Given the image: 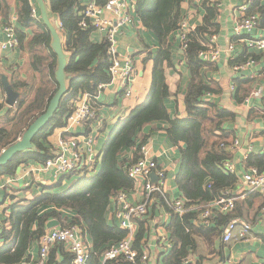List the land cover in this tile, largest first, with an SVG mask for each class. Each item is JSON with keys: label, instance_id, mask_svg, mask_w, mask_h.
<instances>
[{"label": "trees", "instance_id": "1", "mask_svg": "<svg viewBox=\"0 0 264 264\" xmlns=\"http://www.w3.org/2000/svg\"><path fill=\"white\" fill-rule=\"evenodd\" d=\"M80 1L49 0L47 13L49 17L50 13L58 16L60 23L58 30H65L67 34L66 50L71 54L65 72L76 75L81 81L75 83L72 80L66 96L61 100L49 123L34 137L32 149L18 153L7 164L1 165L0 176L15 173L21 163L37 161L44 164L46 160L54 158L56 151L51 150L47 137L53 129L66 125L73 109L69 101L75 100L79 92L95 95L99 85L110 81L108 42L105 38L99 44L89 40V35L94 30L91 25L81 27L83 16L78 14L82 9ZM96 1L104 3L106 0ZM183 1L137 0L136 16L145 28L154 33L159 43L156 55L153 56L149 52L143 59L144 62L148 60L153 62L151 85L145 102L134 107L127 117L117 121L103 144L101 159L98 157L97 161H94L96 165L100 160V171L96 175L88 176V173L74 172L60 176L61 180H71L67 188L58 189L61 186V181H58L56 186L44 188L33 199L11 205V213L6 217L9 229L3 225L0 231V239L5 241L3 248H0V264H19L27 256V251L33 243H38L39 247L40 237L49 230L46 226L50 218L57 219L61 228L77 226L84 243L90 249L87 264H101V254L126 235L125 230L118 228L117 225L112 226L107 221L106 213L110 198L120 191L132 189L133 181L128 177L126 167L138 159L140 146L148 138L147 135L141 134L143 127L155 121L168 123L167 136L180 148V168L175 181L185 199L186 208L195 204L199 206L208 204L227 191L232 194L237 177L235 174L225 172L222 167L224 161L230 159L226 151L228 135L223 129V122L232 114L205 98L207 93H218L220 87L215 83H206L202 69L208 62L202 61L198 56L199 51L206 48V45L203 46L201 43L204 38H207V35H214L217 31L213 21L218 15L216 3L203 1L205 13L202 23L187 36L184 59L190 78L184 94L186 117L171 118L166 107L165 100L170 96V91L165 70L172 63L170 35L176 32L182 18L179 7ZM17 3L18 44L22 46L25 39L23 28L35 26L38 29L28 48L34 51L31 66L39 78L34 82L20 80L12 82L13 90L19 94L13 106H7L4 99L0 100V153L16 142L29 124L44 112L57 88L55 77L57 58L51 48V35L40 16L33 17L30 0H17ZM252 13L258 14L259 24L264 27L262 0H256L247 12ZM0 15L5 21L9 19L10 7L7 0H0ZM249 57L256 59L258 56L256 53L247 54L245 58L236 60L235 64L242 63ZM235 83L239 88L237 94L239 93L241 97L237 98V102L241 103L252 88L245 87L249 83L248 80H236ZM91 102L94 104V99ZM180 142L184 143V147H180ZM129 149L133 150L132 157L129 160L121 158ZM245 164L263 172L264 155L250 154L245 158ZM76 174L80 176L79 179H71ZM158 199L161 206L167 211L171 210L161 197ZM48 206L55 209L43 211ZM236 209L237 203L234 210ZM62 210H69L73 215L63 216ZM199 213L200 210L191 209L182 215L171 212L167 231L172 247L162 256L163 264H183V259L195 248L194 235L205 238L211 244L221 235V227L229 219L235 218L234 212L217 215L214 218L215 224L205 228L194 225ZM137 222L139 228L135 234L134 247L138 257L135 261L119 257L106 261L105 264H145L140 260V255L143 251L141 240L147 231L145 223L147 221L140 219ZM88 239L91 245L88 244ZM57 256L61 257L60 261L57 260ZM46 264H73V254L64 248L63 243L55 242L50 247Z\"/></svg>", "mask_w": 264, "mask_h": 264}, {"label": "crops", "instance_id": "2", "mask_svg": "<svg viewBox=\"0 0 264 264\" xmlns=\"http://www.w3.org/2000/svg\"><path fill=\"white\" fill-rule=\"evenodd\" d=\"M10 7V15H16L19 7L17 0H7ZM31 6L37 9L40 16L39 6L36 0H30ZM204 0H184L180 4L181 16H187L192 27H196L202 23L205 8L202 3ZM217 4L218 15L213 19L216 24V32L214 46L221 49V54L216 61L208 62L202 69V74L207 84L215 83L220 87L218 93H207L205 98L215 102L222 108L230 111L231 117L223 122V129L228 135V145L226 151L229 153L231 164L234 165L237 183L232 188V192L237 196V209L235 219L245 221L251 224V237L248 241H241L234 236L230 241L224 242L222 236H218L215 240L206 241L201 236H193L195 248L190 250L189 255L196 260L198 264H223L224 260L230 264L240 261L241 264H264V221L260 215V207L264 201V194L251 193L242 196V188L240 179L245 169L251 166L245 164V158L250 154L264 155V52L257 50H249L244 42L236 41L233 34L234 17L239 14L237 5L239 0H209ZM48 10L49 0H43ZM51 22L59 24V18L55 13H50ZM134 24L126 28L118 38V50L120 53H127L132 56L134 66V77L131 81L132 95L125 96L123 89L116 83H111L97 90V98L94 99V111L96 117L82 125H77L66 130V127L55 128L47 137L51 150H57V143L60 137L74 135L82 137L84 135L93 134L92 155L96 159H101V150L104 142L113 130L119 119L128 116L130 111L145 102L152 78V60L144 62V57L151 52L156 55L159 49V43L154 33L145 28L138 16L134 17ZM6 21L0 15V28ZM58 30V29H57ZM61 30V29H60ZM25 39L22 46H18L2 50L0 49V100L5 103V92L1 83V77L6 76L9 84L13 81H37L39 75L35 73L31 66L32 54L34 51L28 48L29 42L33 39L38 29L35 26L23 28ZM264 32V27L259 24L249 35L245 37L258 36ZM62 44L63 52L66 55V61L70 58V52L66 47L65 30H58ZM90 41L93 43H101L104 41V34L100 31H92L89 35ZM204 38L203 46L209 42L211 35ZM172 63L166 67L165 76L169 86L170 96L165 100L167 110L171 118L186 117L184 94L185 88L189 81L190 74L187 63L184 59V52L180 48L179 38L174 32L170 35ZM52 40V39H51ZM229 43H234L235 48L231 52L226 51ZM46 48V47H45ZM256 53L254 63L248 66L245 70L236 72L233 69L235 62L245 58V55ZM237 60V61H236ZM246 60V61H247ZM206 62V61H205ZM245 62V61H244ZM241 63V62H240ZM67 64V63H66ZM67 90L71 86L72 80L75 83L81 81L74 74H66ZM249 81L245 87L262 89L261 98H252L246 95L241 103L237 102L239 97V88L235 81ZM244 86V85H243ZM242 86V87H243ZM251 90V91H252ZM79 92L76 99H80L84 93ZM250 94V93H249ZM19 95V94H18ZM66 96V95H65ZM64 96V97H65ZM241 98V97H239ZM75 99V100H76ZM75 100H70L73 103ZM6 104V103H5ZM8 106V105H7ZM168 123L166 121H155L143 127L141 134L147 135L145 140L150 150V154L155 158L159 166L165 169V192L169 199H176L183 196L177 187L175 178L179 173L180 168V148L174 145L166 133ZM99 130L97 133L95 130ZM180 147H184V143L180 142ZM133 155V150H126L121 158L130 159ZM100 171V160L95 165V169L88 175H96ZM78 174L71 179H79ZM61 181V186L58 188L63 190L71 184V180L67 181L59 176L53 170H43L41 164L37 161H28L21 163L15 173L3 174L0 176V231L3 225L9 229L6 222V217L11 213V205L14 203H25V200H31L35 195L40 194L44 188L50 189L56 186V183ZM43 187V188H42ZM54 190V189H53ZM46 191V190H45ZM127 198L130 202H139L143 195L139 189L127 192ZM236 206V204H235ZM46 208V207H45ZM45 210L55 209L48 206ZM116 202L110 198L107 208L106 218L110 225H117V220L114 218V210ZM164 206L158 202L150 204L149 214L145 217L147 231L141 240L143 249L149 254L150 258L145 264H163L162 252L158 244L157 236L159 235L158 223L166 218L167 212ZM61 212V211H59ZM68 217L73 213L69 210L62 212ZM171 217V216H170ZM50 221H57L55 227H60V223L55 218H50ZM169 222V221H168ZM47 223V224H48ZM47 227V226H46ZM138 222L134 227L135 234L138 230ZM47 229H49L47 227ZM5 244V241L0 239V248ZM7 244V242H6ZM88 244L91 245L88 239ZM38 243H33L27 251V256L19 264H30L37 259ZM58 261L60 256L56 257ZM225 262V263H226ZM229 264V263H228Z\"/></svg>", "mask_w": 264, "mask_h": 264}, {"label": "built area", "instance_id": "3", "mask_svg": "<svg viewBox=\"0 0 264 264\" xmlns=\"http://www.w3.org/2000/svg\"><path fill=\"white\" fill-rule=\"evenodd\" d=\"M137 0H106L104 3H97L96 0H81L82 9L78 12L82 15L81 27L91 25L94 31H100L108 42L107 53L110 65L108 68L110 81L108 84L116 83L124 91L125 96L132 95L131 81L134 77L133 59L130 54L120 53L118 50V38L123 31L134 24L135 7ZM256 3V0H239L237 9L239 14L234 17L233 34L236 41L244 42L249 50L264 52V32L258 36L245 37L249 35L258 26L259 17L257 13L247 14L248 10ZM264 6V0H262ZM33 17L37 18L38 12L35 7L31 9ZM88 19V20H86ZM16 21L17 16L12 14L9 19L0 28V49L6 50L16 47L18 42L16 38ZM60 27V23L58 24ZM187 16L181 18L176 30L179 38L180 48L186 47L188 33L193 31ZM215 35H211L206 48L199 51L198 56L202 61H216L221 49L212 45ZM235 44L229 43L226 51L234 50ZM254 63L253 60H247L237 63L233 66L234 71L240 72ZM106 84L98 86V90ZM262 89L257 87L253 89L249 97L261 98ZM97 94L92 95L84 93L80 99L73 103V109L68 116L66 130L95 118L94 104L92 99H96ZM93 148V134H86L82 137L74 135L60 137L57 143L56 156L46 160L41 164L43 170H53L56 176H64L74 172L88 173L94 169L95 157L91 151ZM140 156L138 159L126 167L128 177L133 181V187L129 191L136 192L138 189L143 195L139 202H130L127 198V192L120 191L115 195L113 200L116 202L114 218L117 220V227L125 230L126 235L123 239L116 242L101 254V264L106 261L122 257L128 261H135L138 252L134 247V227L138 220L145 219L149 214L150 204L158 202L161 197L170 207V211L182 215L187 210H200L198 220L194 225L211 227L215 224L214 218L217 215H226L235 209L237 196L227 191L212 202L204 205L185 206V199L181 196L176 199H169L165 192V169L159 166L154 157L151 156L150 150L146 144L140 146ZM223 170L235 174L234 165L230 161H224ZM155 175V179L151 175ZM242 196L251 193L264 194V171L259 172L256 167H248L240 179ZM166 211V218L170 219L171 212ZM260 215L264 221V204L260 208ZM168 219L158 223L159 235L157 236L158 244L164 256L172 247L169 241L167 231ZM251 224L235 218L229 219L221 227V236L224 242L230 241L234 236L241 241H248L251 237ZM55 242H61L64 248L73 254V264H87L90 249L84 243L79 228L75 225L61 228L55 227L49 229L40 237L37 259L30 264H46L50 252V247ZM150 258L146 250L143 249L140 260L147 262ZM227 263V262H226ZM224 263V264H226ZM230 264V262L228 261ZM227 263V264H228ZM183 264H198L192 256L187 255L183 259ZM234 264H241L238 260Z\"/></svg>", "mask_w": 264, "mask_h": 264}, {"label": "water", "instance_id": "4", "mask_svg": "<svg viewBox=\"0 0 264 264\" xmlns=\"http://www.w3.org/2000/svg\"><path fill=\"white\" fill-rule=\"evenodd\" d=\"M40 10V18L49 31L51 35V48L56 54L57 58V69L55 72L57 88L51 99L49 100L47 107L44 112L37 116L25 129L22 136L11 145L4 148L0 153V166L7 164L10 160H12L18 153L24 152L27 150H31L33 147V139L37 135L39 131H41L50 121L54 112L58 109L61 100L67 93L66 86V55L63 52L62 44L60 40V35L58 33V23L51 22L47 8L43 0H36ZM1 83L3 85V90L5 92V103L8 106H13L18 97V92L14 91L12 86L9 84L6 76L1 77ZM151 177L155 179V175L152 174ZM57 221H50L47 224L49 229L56 226ZM226 260H224V263ZM223 263V264H224Z\"/></svg>", "mask_w": 264, "mask_h": 264}, {"label": "rangeland", "instance_id": "5", "mask_svg": "<svg viewBox=\"0 0 264 264\" xmlns=\"http://www.w3.org/2000/svg\"><path fill=\"white\" fill-rule=\"evenodd\" d=\"M132 89H133V87H131ZM97 133H99V130L97 129V130H95Z\"/></svg>", "mask_w": 264, "mask_h": 264}]
</instances>
